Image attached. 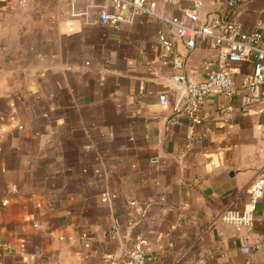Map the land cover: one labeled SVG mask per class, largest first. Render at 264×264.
<instances>
[{
	"label": "crops",
	"instance_id": "1",
	"mask_svg": "<svg viewBox=\"0 0 264 264\" xmlns=\"http://www.w3.org/2000/svg\"><path fill=\"white\" fill-rule=\"evenodd\" d=\"M88 2L0 0V264H124L137 234L146 264H264V196L251 226L221 219L249 207L264 173V112L240 95L176 110L160 25H103ZM212 12L264 31V0H202V18ZM227 47L175 41L191 81ZM253 67L226 65L237 84Z\"/></svg>",
	"mask_w": 264,
	"mask_h": 264
},
{
	"label": "built area",
	"instance_id": "2",
	"mask_svg": "<svg viewBox=\"0 0 264 264\" xmlns=\"http://www.w3.org/2000/svg\"><path fill=\"white\" fill-rule=\"evenodd\" d=\"M165 4L173 0H161ZM19 6L27 7L36 0H17ZM234 4L235 0H229ZM72 15H86L88 10L97 9L99 21L103 25H118L130 22L137 16H145L156 21L160 28L159 39L164 49L167 62L171 64L172 75L170 77L175 88L180 92L176 110L185 107L189 113L195 112L200 105L210 96H225L233 98L240 95L244 106H256L264 112V31L261 26L244 30L231 18L222 16L216 12L202 18V0H189L188 4L180 5L179 16H168L158 9V0H105L97 2L89 0L88 10L80 12L72 5ZM129 10L130 17L122 11ZM210 38L221 48L227 45V49L220 50L219 68L208 74L202 81L189 80L184 71L185 61L175 49V41H182L190 51L197 47L198 41ZM253 63V74L240 84H237L232 73L226 68L227 63ZM213 64L217 62L213 61ZM161 103L166 105L169 100L165 94L160 96ZM234 107L229 105L227 112ZM16 190V187H13ZM264 196V173L259 174L250 186V204L244 212L226 210L221 219L237 227L251 226L259 201ZM6 205L7 202L3 201ZM135 205V202H132ZM40 222H35V227H40ZM148 238L143 234L134 236L132 246H124L121 250V259L124 264H146V248ZM261 245V244H260ZM263 245V244H262ZM261 245V246H262ZM244 252L249 253L250 246H244Z\"/></svg>",
	"mask_w": 264,
	"mask_h": 264
}]
</instances>
